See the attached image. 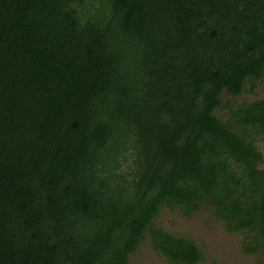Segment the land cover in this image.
Instances as JSON below:
<instances>
[{"label":"trees","instance_id":"16d2710c","mask_svg":"<svg viewBox=\"0 0 264 264\" xmlns=\"http://www.w3.org/2000/svg\"><path fill=\"white\" fill-rule=\"evenodd\" d=\"M263 74L264 0H0V264L199 261L164 205L264 249V96L215 114Z\"/></svg>","mask_w":264,"mask_h":264},{"label":"rangeland","instance_id":"374dc122","mask_svg":"<svg viewBox=\"0 0 264 264\" xmlns=\"http://www.w3.org/2000/svg\"><path fill=\"white\" fill-rule=\"evenodd\" d=\"M93 6H96V3ZM92 8L90 6L87 8V15L92 13ZM263 96L264 74L259 80L252 83V87L247 81L242 92L236 96L231 97L222 92L220 95L221 106L215 111V114L219 118L225 119L229 108H236L240 103L253 101ZM254 145L262 155L259 168L264 170V142L257 136ZM133 155L132 150L126 152V160L119 168L126 177L134 168L131 163ZM152 226L175 237L193 241L201 251V259L193 264H264V249L257 248L252 252L243 251V246L248 243L253 244V232L246 230L227 232L223 222L215 217L208 205L199 204L197 210L190 211L187 215L183 214L177 205H164L152 220ZM125 264L169 263L152 247L150 237L145 232L138 246L127 256Z\"/></svg>","mask_w":264,"mask_h":264}]
</instances>
